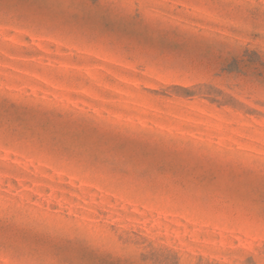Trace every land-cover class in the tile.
<instances>
[{"label":"rangeland","instance_id":"374dc122","mask_svg":"<svg viewBox=\"0 0 264 264\" xmlns=\"http://www.w3.org/2000/svg\"><path fill=\"white\" fill-rule=\"evenodd\" d=\"M0 264H264V0H0Z\"/></svg>","mask_w":264,"mask_h":264}]
</instances>
